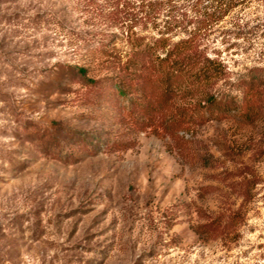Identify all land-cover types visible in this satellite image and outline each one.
<instances>
[{"label":"rangeland","instance_id":"374dc122","mask_svg":"<svg viewBox=\"0 0 264 264\" xmlns=\"http://www.w3.org/2000/svg\"><path fill=\"white\" fill-rule=\"evenodd\" d=\"M139 1L0 0V264H264V113L180 131L179 151L87 104L66 71L113 73L134 34L157 37L197 2L160 0L143 23ZM205 43L233 93L254 69L264 75V0L234 8ZM233 210L242 221L229 234L195 232Z\"/></svg>","mask_w":264,"mask_h":264},{"label":"trees","instance_id":"16d2710c","mask_svg":"<svg viewBox=\"0 0 264 264\" xmlns=\"http://www.w3.org/2000/svg\"><path fill=\"white\" fill-rule=\"evenodd\" d=\"M251 0H197L192 17L170 20L157 37H132L131 49L124 60L114 61L113 73L88 77L87 69L70 66V78L78 80L86 90L85 102L115 112L119 120L135 132L148 131L158 138L168 137L179 151L188 138L183 133L209 121H221L240 116L254 122L264 113V75L260 69L242 77L236 92L227 87V69L221 59L207 52L205 39L224 16ZM160 0H140L133 19L155 22ZM137 23H133L135 25ZM190 26L189 28H187ZM181 27L185 35L172 40L165 35ZM101 55H110L101 46ZM79 150L90 148L78 139ZM131 143L112 141L106 147L112 151L128 149ZM246 189V188H245ZM246 194V193H244ZM242 221L239 210L217 215L196 226L200 235L216 237L229 234Z\"/></svg>","mask_w":264,"mask_h":264}]
</instances>
